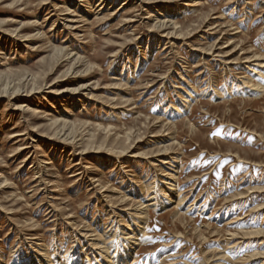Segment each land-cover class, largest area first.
<instances>
[{
  "label": "rangeland",
  "instance_id": "374dc122",
  "mask_svg": "<svg viewBox=\"0 0 264 264\" xmlns=\"http://www.w3.org/2000/svg\"><path fill=\"white\" fill-rule=\"evenodd\" d=\"M86 1L0 0V264L35 253L37 238L63 259L105 235L113 255L119 225L163 188V159L178 166L182 209L175 196L148 208L147 244L128 263L211 264L229 249L226 264H260L264 234L227 246L225 233L264 230L253 213L264 204V92L235 93L257 79L245 58H264V0ZM160 15L168 29L154 27Z\"/></svg>",
  "mask_w": 264,
  "mask_h": 264
},
{
  "label": "bare ground",
  "instance_id": "6f19581e",
  "mask_svg": "<svg viewBox=\"0 0 264 264\" xmlns=\"http://www.w3.org/2000/svg\"><path fill=\"white\" fill-rule=\"evenodd\" d=\"M102 1L103 2H102L101 5L103 6L105 0H102ZM82 2L84 3V1H82ZM85 4L90 5L92 3L89 0V2L86 1ZM83 6H85V5H83ZM193 6H197V3H195ZM67 7L68 6H66V11L69 12L70 9L67 8ZM81 11L84 12V10H81ZM167 12L169 13V14H167V16L168 17L171 16V14H172V13H170L171 11H167ZM96 13H97V11H96ZM163 16H165V15H160L159 16L160 18H157L156 19V22L154 23L155 24L154 25L155 28L164 29V30L169 28L167 24H168V22H171V21L170 20L169 21H166L165 20L166 18H164ZM172 25H173V28H172L173 30L178 29V27L176 26V24H172ZM72 30H76V29H72ZM171 34H173V33H171ZM172 37H173V35H171L170 38H172ZM174 38H176V37H174ZM226 47L227 46H225L223 48H226ZM63 50H64V48H62V47H60V49H56V51H60V52L63 51ZM241 54H243V53H241ZM243 63L248 65L245 68L248 71L252 72L253 73V76L254 75L257 76V79H254L252 77L245 78V81L244 82H241V85L240 86H237L236 85L237 88L235 89L236 90L235 93H239V95H237V96H240L241 95V96L245 97L246 99L247 98H252V97L259 96L258 94H261L260 92H264V58H259V57H256V56H252L250 58H245V60H244ZM253 66L256 67V68H258V69H260L261 71L251 70ZM64 91L65 90H63L61 92H64ZM228 91L229 90H227V92ZM214 92L217 93L216 91H214ZM235 95L236 94H233V95H230V96L232 97V96H235ZM217 98H224V96L221 95V96H219ZM181 102L185 103L186 105L184 104L185 105L184 107H182V105H180L179 107H176V108L175 107H172L173 110H175L177 116L182 113L181 109H184L185 108V110H186V109H189L190 108L188 105H190L191 103H189L188 101H186L185 98ZM27 107H28V105L21 104L19 110L24 111L23 108H27ZM175 112H173V114ZM67 123H68L67 121H64V120H61V119H54L53 120V125H57L58 128H60L59 131H57V134L58 133L59 134L62 133L63 136L65 135V137H69L68 134L66 135L64 133V128H66ZM66 130H68V129H66ZM69 134L71 135V132H69ZM65 137H64V140L63 141L66 142V138ZM164 142L165 141H160V145L162 146L161 148H165V147L168 146V145L162 144ZM130 147L129 146L124 147L121 150L117 151L116 154L119 155L120 157H126V156H128V153H130V151H129L131 149ZM85 151L86 150L83 149L82 152H81V154H83V155L86 154ZM107 152H108V154H110L112 156V154H113L112 151H107ZM158 153L159 154H156V155H154L152 157H160L162 155H168V153H166V151H160ZM131 157L132 158H144L142 156V154L141 155L140 154H138V155H131ZM150 157L151 156H148L146 158H150ZM162 161H164L162 163L164 166L165 165H168L169 166L168 168H166V170L169 171V172H166L165 175H163V176H165V179L164 180L165 181H168V182H165V181H164V183L162 182L164 186H162L163 188L161 189V191H160V188H159V191L158 192L156 191L155 193H153V196L152 197L147 198L146 201H145V202H147V204L145 206H144V204L141 203V200H142L141 198L143 196L142 195V193H143L142 192V189H139V191H136V194H137L136 196L139 197V199H141V200H138L137 201L138 205L139 204L140 205L138 207H136L135 209H133V210H135L137 212V214L134 212L135 213V217H133L134 214L127 215L128 217H126L125 221L123 222L124 224L119 225V228H121V232L123 234H121L120 231L117 232L119 235H121V237L119 238L121 244L118 243V244H120L119 245L120 247L118 245H116L117 248L115 247L116 249L113 250L114 251L113 255L112 254L110 255V249L113 247V243L110 244V241H108L106 239L105 235H100V237H98L97 235H93V238L92 239H89L91 243L88 244V242H87V244H88L87 247L84 248L83 246H80V249L75 250L73 255L70 254L71 256L70 255H69V257L67 256L68 258H64L63 257V259H61L60 256L58 255L59 252L57 254V251H56V253H55L56 254L55 255L56 257L53 256L52 259H51L46 254L47 253L46 248L45 249L43 248V244L41 242V241H43V239H38L36 237L37 239H35V240L36 241L38 240L40 242H36L35 241V243H34V245L38 248L37 250H34L35 253L28 254L25 259H19L20 258L19 257L16 260L15 264H133V262L135 260V257H133V258L131 257L132 256V251L134 250V247L133 246H135V247L141 246V245L147 244L146 242L148 241V237H147V234H148L147 231H148V229L147 228H149L148 227L149 225L147 223V214H148V212H146L147 209L148 208H152L155 211H158V210H160L162 208H165V205L168 204L169 201L174 196L177 198L176 202L174 201L175 202L174 203V208L177 209L178 212H180L181 209H182L183 198L181 197V194L182 193L180 194V190L181 189H179L178 185H176V186L174 185V183L176 182L175 174H178V169H177L178 166L173 165V164H175L176 161H174V163L170 159L169 160L163 159ZM43 164H45V166H49L51 164V162L47 160V161H43ZM74 166H77V164L72 165V167H74ZM1 179H2V176L0 174V180ZM1 181L2 182H0V190H2L3 188H7L8 187L7 180L3 179ZM97 182L99 183V181H97ZM97 186H99L103 190L102 191L103 193L104 192H107V189H103L104 187L101 185V183H99ZM148 189H149V187H148ZM253 191H251V192L249 191L248 193H252ZM11 195H13V194H11ZM146 195H148V194H146ZM242 196H240V197H242ZM147 197H149V196H147ZM128 199L125 198V197H123V198L120 197V198H118V201H119V203L121 205H125V204H128L127 203L128 202ZM233 200H234V198H233ZM253 213L254 214L255 213L256 214H262V213H264V204H260L257 207H255V209L253 210ZM9 214H12V213L9 212ZM68 218H71V216H69ZM137 218H138V220H137ZM239 220H241V219H239ZM136 221H138V222H136ZM112 228H114V227H112ZM88 231L89 230H87V232ZM211 232L214 233V231L212 229H211ZM97 234H98V232H97ZM118 234H116V235H118ZM261 234H264V230H261V229H257V230H246V231L244 230V231H241L239 233H236V231L235 232L234 231L233 232H230L229 231V233H225V236H227V239L225 237V240L228 242V244H227V246H228V245H232L238 239L245 240V239H249V238L250 239L251 238H256L257 236H260ZM83 235H85V234H83ZM83 237H85V236H83ZM88 237L90 238L91 236H88ZM107 237H109V233H108V236ZM109 238L111 240V237H109ZM106 240L109 243H107ZM119 240H118V242H119ZM111 242H114V241H111ZM114 246H115V244H114ZM229 248L232 249V248H234V246H230ZM54 250H57V249H54ZM227 250L228 251L224 250L223 252H220L219 254H217L216 255V258L214 259V261L211 264H226V263H228V262H226L227 258L230 259V257L237 256L236 254H233L232 253L233 251L231 252V251H229V249H227ZM49 253H50V251H49ZM234 253H235V251H234ZM256 254L258 255V253H256ZM261 254H264V253H260L259 257H257V258L264 260V255H261ZM130 258H132V261L133 262L131 261V263H128V261L131 260ZM145 264H147V263H145ZM260 264H264V261L260 262Z\"/></svg>",
  "mask_w": 264,
  "mask_h": 264
}]
</instances>
